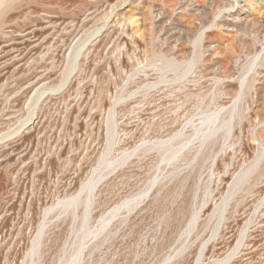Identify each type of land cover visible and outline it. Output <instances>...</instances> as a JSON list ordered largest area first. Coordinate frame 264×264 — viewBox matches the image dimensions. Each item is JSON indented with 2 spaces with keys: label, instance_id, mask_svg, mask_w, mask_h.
I'll use <instances>...</instances> for the list:
<instances>
[{
  "label": "rangeland",
  "instance_id": "obj_1",
  "mask_svg": "<svg viewBox=\"0 0 264 264\" xmlns=\"http://www.w3.org/2000/svg\"><path fill=\"white\" fill-rule=\"evenodd\" d=\"M0 264H264V0H0Z\"/></svg>",
  "mask_w": 264,
  "mask_h": 264
},
{
  "label": "bare ground",
  "instance_id": "obj_2",
  "mask_svg": "<svg viewBox=\"0 0 264 264\" xmlns=\"http://www.w3.org/2000/svg\"><path fill=\"white\" fill-rule=\"evenodd\" d=\"M4 3V2H3ZM39 42V41H38ZM42 43V42H41ZM63 44H65V43H63ZM193 58V57H192ZM190 61H191V59H190ZM189 62V61H188ZM191 63V62H190ZM189 64V63H188ZM188 66V65H187ZM186 67V66H185ZM182 68V67H181ZM184 72V71H183ZM215 120H216V116H215V114H211V115H208V116H205V117H203V119H202V121H201V123H198V124H200V125H198L199 127H198V129H196L195 127H193L194 129H196L193 133H195V135L197 136V134L199 135V133H200V137H205V138H209L210 137V135H212L213 134V130H215L214 129V127L212 126L213 124H214V122H215ZM216 123V122H215ZM196 126V125H195ZM197 127V126H196ZM192 135V134H191ZM194 135V136H195ZM201 135H203V136H201ZM213 136V135H212ZM189 137V136H188ZM191 137V136H190ZM189 137V139H191ZM198 137V136H197ZM196 138V137H195ZM199 138V137H198ZM205 138H204V140H205ZM194 139V138H193ZM186 140H188L187 138H186ZM200 140H202V138L200 139ZM186 142V141H185ZM199 143V142H198ZM201 143H202V141H201ZM213 143V142H212ZM186 147V146H185ZM181 149V148H180ZM261 152V151H260ZM259 153V152H258Z\"/></svg>",
  "mask_w": 264,
  "mask_h": 264
}]
</instances>
